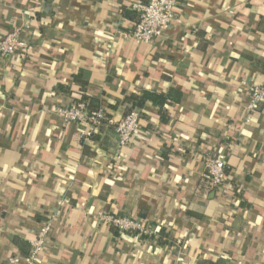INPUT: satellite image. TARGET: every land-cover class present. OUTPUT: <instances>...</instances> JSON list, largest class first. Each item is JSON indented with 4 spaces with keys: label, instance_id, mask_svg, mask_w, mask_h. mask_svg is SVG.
Masks as SVG:
<instances>
[{
    "label": "crops",
    "instance_id": "obj_1",
    "mask_svg": "<svg viewBox=\"0 0 264 264\" xmlns=\"http://www.w3.org/2000/svg\"><path fill=\"white\" fill-rule=\"evenodd\" d=\"M145 1L0 0V41L19 28L30 46L0 56L3 264L28 256L50 217L38 264H264V108L245 114L248 87L264 85V0H179L154 42L123 38ZM141 89L182 97L169 122L146 102L119 146L124 96ZM81 93L107 114L88 139L86 120L55 110ZM216 153L219 187L204 176ZM103 212L155 233H120Z\"/></svg>",
    "mask_w": 264,
    "mask_h": 264
},
{
    "label": "built area",
    "instance_id": "obj_2",
    "mask_svg": "<svg viewBox=\"0 0 264 264\" xmlns=\"http://www.w3.org/2000/svg\"><path fill=\"white\" fill-rule=\"evenodd\" d=\"M178 3L179 0H147L134 4V8L138 12V18L131 30L121 32L123 38L135 39L146 43L154 42L176 20V7ZM29 48V44L20 37V29L16 28L8 32L0 41V56L7 58L16 54L19 50L25 52ZM248 90L249 102L246 106L245 114L247 120H250L254 111L260 107L264 108V85H251L248 87ZM86 106V102L74 101L69 106H57L55 110L68 123L86 120L89 124V129L85 135V139H88L98 132L102 122L107 119V114L103 108L89 112ZM141 116L142 113L139 109H133L116 123L119 146L130 142L133 136L140 130ZM227 165V158L222 153L205 157L206 171L204 176L213 187L222 186L227 180ZM99 218L120 233L133 232L140 236L155 233L150 226L136 216L103 212ZM52 225L53 217H50L42 224L35 238L30 242L28 256L12 255L8 257L5 264H38V257L46 244ZM0 264L3 263L0 262ZM238 264L244 263L241 261Z\"/></svg>",
    "mask_w": 264,
    "mask_h": 264
},
{
    "label": "trees",
    "instance_id": "obj_3",
    "mask_svg": "<svg viewBox=\"0 0 264 264\" xmlns=\"http://www.w3.org/2000/svg\"><path fill=\"white\" fill-rule=\"evenodd\" d=\"M182 97V93L178 90H169L168 92H159L152 91L147 89H141L136 92L126 93L124 96L123 102L127 105L125 110V115L131 112L133 109L141 110L146 102L152 101L159 106V115L160 119L164 122L170 121V115L168 113V106L173 103L180 102ZM76 101L86 102V108L89 112L96 111L101 106V101L97 98L90 97L86 94H79ZM111 109H116L117 105L111 104L109 106ZM93 136V135H92ZM228 165L226 166V175L229 177V169ZM17 242V241H16ZM29 253V252H25ZM202 264H218L215 262H204Z\"/></svg>",
    "mask_w": 264,
    "mask_h": 264
}]
</instances>
